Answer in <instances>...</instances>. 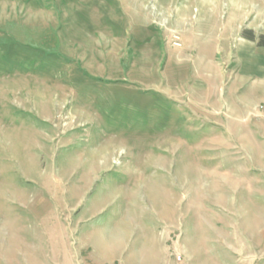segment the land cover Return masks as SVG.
<instances>
[{"label": "rangeland", "instance_id": "374dc122", "mask_svg": "<svg viewBox=\"0 0 264 264\" xmlns=\"http://www.w3.org/2000/svg\"><path fill=\"white\" fill-rule=\"evenodd\" d=\"M261 35L264 0H0V264H264Z\"/></svg>", "mask_w": 264, "mask_h": 264}, {"label": "trees", "instance_id": "16d2710c", "mask_svg": "<svg viewBox=\"0 0 264 264\" xmlns=\"http://www.w3.org/2000/svg\"><path fill=\"white\" fill-rule=\"evenodd\" d=\"M244 36L246 38H248V39H251V40L254 39V36H253V34L250 31L248 33H245ZM257 44L259 46H263L264 47V35H261V36L258 37Z\"/></svg>", "mask_w": 264, "mask_h": 264}, {"label": "built area", "instance_id": "2783aa9c", "mask_svg": "<svg viewBox=\"0 0 264 264\" xmlns=\"http://www.w3.org/2000/svg\"><path fill=\"white\" fill-rule=\"evenodd\" d=\"M256 111L258 114L264 116V103H260V104L256 105Z\"/></svg>", "mask_w": 264, "mask_h": 264}, {"label": "crops", "instance_id": "0c3cea01", "mask_svg": "<svg viewBox=\"0 0 264 264\" xmlns=\"http://www.w3.org/2000/svg\"><path fill=\"white\" fill-rule=\"evenodd\" d=\"M261 100H263V101H264V97H262V99H261ZM253 101H254V99H253ZM254 103H255V102H254ZM254 103H253V104H254ZM257 103H258V102H257ZM251 104H252V103H251Z\"/></svg>", "mask_w": 264, "mask_h": 264}]
</instances>
